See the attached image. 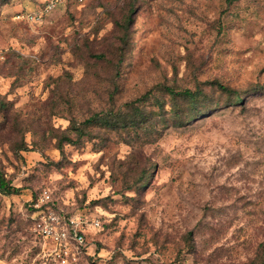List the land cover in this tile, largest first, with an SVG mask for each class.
Wrapping results in <instances>:
<instances>
[{
  "label": "rangeland",
  "instance_id": "374dc122",
  "mask_svg": "<svg viewBox=\"0 0 264 264\" xmlns=\"http://www.w3.org/2000/svg\"><path fill=\"white\" fill-rule=\"evenodd\" d=\"M44 1L0 0V264H264V0Z\"/></svg>",
  "mask_w": 264,
  "mask_h": 264
},
{
  "label": "built area",
  "instance_id": "2783aa9c",
  "mask_svg": "<svg viewBox=\"0 0 264 264\" xmlns=\"http://www.w3.org/2000/svg\"><path fill=\"white\" fill-rule=\"evenodd\" d=\"M86 0H45L42 8L36 14L30 15V20L41 19L43 14L69 4H83ZM50 198L46 193H41L31 201L30 206L34 211L33 229L43 240L51 241L55 245V253L62 263L68 256V245L70 240L83 243V227L85 221L78 217H66L55 213L51 209ZM90 227H97L98 221H91Z\"/></svg>",
  "mask_w": 264,
  "mask_h": 264
},
{
  "label": "trees",
  "instance_id": "16d2710c",
  "mask_svg": "<svg viewBox=\"0 0 264 264\" xmlns=\"http://www.w3.org/2000/svg\"><path fill=\"white\" fill-rule=\"evenodd\" d=\"M229 1V0H228ZM231 2V1H230ZM217 88H220L221 91H226L225 88H223L221 85H217ZM182 97H184L188 103L193 102L194 98H195V93L189 91V90H184L182 92ZM235 104L239 103L240 101H242V99H239L237 95H235ZM6 110V104L0 100V115L2 113V111ZM204 108L201 109V111H198L199 114H197L198 116L200 115V112H203ZM195 113H197V110H195ZM133 117H129V119L126 120H119L122 124V126H134L135 124H137L139 122L136 121L135 119H132ZM119 123H116L114 121L109 120L108 115H92L91 117H89L88 119H86L83 122L82 127H77L75 125H72V130L74 132L77 133V136L80 137L83 134H87V132H85V130H87L89 127H93V126H102V127H109L112 126L113 129L118 128L117 125ZM70 142V141H68ZM19 193V188H15L12 185H10L8 182L5 181V179L3 178V176L0 174V194L3 196H14L17 195ZM34 213V211H33ZM34 221V217L32 218Z\"/></svg>",
  "mask_w": 264,
  "mask_h": 264
}]
</instances>
